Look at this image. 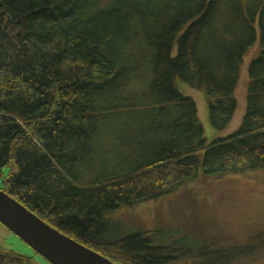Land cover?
Segmentation results:
<instances>
[{"label":"trees","instance_id":"1","mask_svg":"<svg viewBox=\"0 0 264 264\" xmlns=\"http://www.w3.org/2000/svg\"><path fill=\"white\" fill-rule=\"evenodd\" d=\"M258 36L241 127L208 142L177 80L205 89L224 130ZM106 129L125 154L113 168L96 156ZM260 168L264 0H0V189L48 223L117 264H264V226L168 242L115 237L110 222L201 176ZM33 263L0 245V264Z\"/></svg>","mask_w":264,"mask_h":264},{"label":"rangeland","instance_id":"2","mask_svg":"<svg viewBox=\"0 0 264 264\" xmlns=\"http://www.w3.org/2000/svg\"><path fill=\"white\" fill-rule=\"evenodd\" d=\"M261 49L258 36L241 64L240 78L235 91L238 107L232 122L224 130H215L209 121V98L205 89L192 87L182 80L181 82L177 80L180 90L196 101L208 142L232 134L241 127L247 110L249 65L259 56ZM116 138V134L113 135L108 129L98 136L97 160L104 162L109 168L115 167L117 162H120V157L125 155L119 150L121 148L117 147ZM110 218L115 237L138 231L162 230L167 232V241L183 239L195 242L232 237L245 228L263 230L264 168L221 178L201 176L157 200L143 202L133 207H121L110 214ZM0 245L33 257V264H50L1 222Z\"/></svg>","mask_w":264,"mask_h":264},{"label":"water","instance_id":"3","mask_svg":"<svg viewBox=\"0 0 264 264\" xmlns=\"http://www.w3.org/2000/svg\"><path fill=\"white\" fill-rule=\"evenodd\" d=\"M0 222L51 264H117L48 223L3 189H0Z\"/></svg>","mask_w":264,"mask_h":264}]
</instances>
